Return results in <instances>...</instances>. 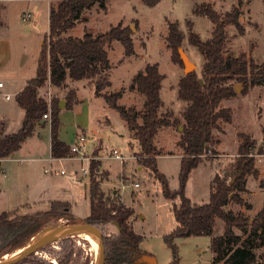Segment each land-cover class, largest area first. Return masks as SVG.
Wrapping results in <instances>:
<instances>
[{"label": "rangeland", "instance_id": "374dc122", "mask_svg": "<svg viewBox=\"0 0 264 264\" xmlns=\"http://www.w3.org/2000/svg\"><path fill=\"white\" fill-rule=\"evenodd\" d=\"M143 1L105 0V7L97 2L91 10L83 14L77 27L71 32L82 35L87 30L100 34L117 26L129 30L136 53L132 57H125L123 46L119 42L113 44V51L110 54L112 61L110 80L113 86L104 91L110 94L123 89L125 92L121 100H126L127 106L131 105L136 110H142L144 97L137 91H130L131 84L135 75L143 71L147 64L158 63L160 73L165 76L161 90L164 103L162 118L166 113H170L172 115L170 121L184 122L182 113L186 103L178 99V86L185 73L182 66L173 62L172 50L167 46L168 23H179L180 30L186 35L181 48L196 65L194 72L203 82L202 69L205 59L196 47L189 44L187 38L188 21L193 22V31L202 41L212 38L214 24L211 20L193 14L195 7L203 3L212 5L222 19L234 9H239L241 12L240 23L244 28L243 33L238 32L233 25L226 24L225 27L226 58L238 57L244 53L256 64L264 62V0H160L154 7L146 6ZM59 2L58 0H9L5 3L7 8L10 4L16 7L10 12L8 20L15 25L14 31L19 34L16 40L12 41L15 50L11 54L9 64L15 58L16 47L19 44L23 45L19 40L27 47L26 44L32 39L33 31L37 29L32 26V22L37 24L40 32L47 34L48 3L54 6ZM24 13L31 14L27 22L23 21ZM4 16H7L6 12L0 14V17ZM0 82H3V85L8 83L3 75H0ZM77 83L80 86V81ZM234 84L241 85L239 88L243 87V89L234 98L224 100L220 106L230 109L232 122L230 124L220 122L219 128L213 131L219 145L214 147V152H208L204 156L203 163L192 171L185 195L193 204L208 203L214 178L229 162L236 161L240 156V147L246 144L248 152L242 154L241 159H253L259 177L256 179L252 175L246 176V191L240 193L246 205L231 203L227 208L253 219L264 208V86L249 87L245 86L244 82ZM74 86V82L69 80L68 88ZM112 88L118 90L112 91ZM67 92L63 89L55 90L48 84L41 90V96L48 102L53 95L66 100ZM10 98L11 101H8L0 96V117L8 107L15 106V99L12 96ZM67 111L64 120L60 117V137L71 145L77 135L86 131L88 134L86 156L89 160L72 156L58 162L44 161L51 155L49 151L51 124L48 120L45 127L38 130L43 140L38 155H16L14 159L0 161V213L19 209L22 214H31L47 210L52 201H61L71 204V212L76 221L79 223L85 221L91 212L90 165L96 160L101 163L96 173V180L101 182V190L106 198L119 195L122 202L134 211L130 223L135 233L143 237L140 249L156 258L157 264H171L173 250L166 243L165 237L177 227L173 206L180 204V198L167 199L161 184L152 172L145 168L140 169L137 157L140 147L129 131L127 123L117 111L107 106L102 107L100 103H93L90 118L92 124L89 129L82 125V119H78L72 113V109ZM18 130V126L8 129L9 133ZM93 130L96 133H92ZM182 131V125L173 126L170 130L163 127L154 141L155 146L161 151V155L157 158L158 169L166 176L172 191H178L180 188L182 158L179 154L182 152L177 142ZM100 144V152L95 151ZM114 150L122 154L123 161L113 157ZM83 169L87 172L84 173ZM45 170L49 172L45 173ZM61 171H65L66 174H59ZM65 224H67L66 220H59L52 222L50 226ZM224 231V222L217 219L214 236H221ZM235 232L243 239L248 237L243 231L235 230ZM103 233L105 237L116 236L118 229L110 224L103 229ZM34 238L19 250L27 249ZM68 238L72 250L69 264L98 263L99 245L94 246L81 235ZM62 239L49 240L36 255L48 262L58 264V258L63 252ZM174 244L178 249L179 264H213L216 255L210 249L211 237L178 238ZM253 246L258 261H261L264 251L263 241L255 240ZM16 253L3 258L14 257Z\"/></svg>", "mask_w": 264, "mask_h": 264}, {"label": "trees", "instance_id": "16d2710c", "mask_svg": "<svg viewBox=\"0 0 264 264\" xmlns=\"http://www.w3.org/2000/svg\"><path fill=\"white\" fill-rule=\"evenodd\" d=\"M99 2L105 7V0H61L51 6L49 11V31L38 58L36 76L27 82L24 90L16 96L18 106L25 111V117L20 130L16 133L0 134V160L16 153L22 144L33 136L39 125H44V115L50 113L51 124V155L54 159L72 157L71 145L60 139L61 98L53 95L50 102L41 96V90L48 84L55 89L67 90L66 109H73L80 104L77 90L68 88V81H91L95 84L96 95L117 111L127 123L128 129L135 137L140 147L137 154L138 163L142 168L152 172L161 184L163 194L167 199L180 198V204L173 206L177 227L165 237L173 250V262L179 264V254L175 240L191 236L211 237V251L216 255L213 264H264L258 261L254 241L264 243V208L253 219L242 213H235L227 207L231 204L246 205L240 193L246 191V176L259 177V171L254 166V160L241 159L248 152L246 144L240 147V156L235 162H229L213 180L210 200L202 205L193 204L185 195L190 174L204 161L208 152H214L219 145L213 131L219 128L220 122L231 123L229 108H221L224 100L236 96L235 82H244L245 86H264V62L256 64L242 53L238 57H225L227 44L226 24L236 27L243 33L240 23L239 9L226 14L222 19L212 5L203 3L193 10L196 16H204L214 24L212 38L202 41L193 31L194 24L188 21V42L196 47L205 59L202 69V79L196 72L185 75L179 81L178 99L186 103L182 113L183 123L170 121L172 116L166 113L162 118L164 103L161 98L162 83L165 76L160 73L159 64H147L143 71L138 72L131 84L130 91H137L144 97L142 110L134 107L126 108L120 104L124 96L121 89L113 93L104 91L111 87V63L108 48L119 42L124 48L125 57L135 55L134 41L127 28L117 26L100 34L87 30L82 36L74 37L68 33L75 29L87 10H91ZM146 6L154 7L160 0H144ZM186 35L180 30L178 22L168 23L167 46L172 50V60L184 68L179 55ZM69 89V90H68ZM182 125L178 147L182 160L180 169V188L172 191L168 180L157 165V157L161 151L154 141L163 127L169 128ZM216 154V153H215ZM100 162L93 160L90 165V216L81 223H88L103 229L113 224L118 229V235L105 237V264H146L139 262L143 255H150L140 249L143 237L136 234L130 219L134 211L127 207L119 195L107 197L101 190V182L96 180ZM235 180L233 183L232 181ZM250 209L249 206H247ZM224 222L225 231L221 236H214L216 220ZM66 220L67 224L79 223L71 212L68 202L52 201L49 208L35 213L22 214L19 209L0 213V260L6 255H12L32 240L52 222ZM240 230L248 234L246 239L236 234ZM63 252L58 258V264H69L72 250L70 238H63ZM23 264H53L33 255Z\"/></svg>", "mask_w": 264, "mask_h": 264}, {"label": "crops", "instance_id": "0c3cea01", "mask_svg": "<svg viewBox=\"0 0 264 264\" xmlns=\"http://www.w3.org/2000/svg\"><path fill=\"white\" fill-rule=\"evenodd\" d=\"M8 1L9 0H0V14L5 13V12L7 14V16L0 17V75H3V77L6 78L8 81L7 85L4 83L0 91L2 92L3 95H10V97L12 96L15 99V106L8 107L7 111H5V113L0 117V134L1 135L12 134V133H9L8 131L10 127L18 126L19 130L22 127L24 117H25V111L18 106L16 102V96L24 90V88L27 85V82L36 76L37 69H38L39 54L41 51V47L44 43V38L46 36L44 35L43 32H40L38 30L37 24L35 22H32V26L37 28L36 30L33 31L32 39L26 44L27 47L24 45L23 41L19 40L23 45L19 44L16 47L17 50L14 53L15 58L9 64L10 59L12 58L11 54L15 50L13 48L12 41L16 40L17 35L19 34L16 31H14L15 25L8 20V16L10 12L16 9L14 4H10L9 7L7 8L5 6V3H7ZM58 1H61V0H58ZM51 6L53 5L48 3L49 11H50ZM48 21H49V12H48ZM48 31H49V27H48ZM73 31L74 29L70 31L69 35L74 36V37H79L83 35V34L82 35L72 34L71 32ZM113 44L108 48L109 59H110V54L113 51ZM110 63L112 66L111 59H110ZM111 70H112V67H111ZM111 70L109 72L110 75H111ZM2 83L3 82H0V84ZM91 83L88 80L80 81V86L77 82L74 83L75 85L74 88L77 90V95H78L80 104L75 106L72 109L73 110L72 113L76 117H78V119H82L81 123L87 129H89L92 124L90 121V118L92 115L93 103L94 104L100 103L102 107L103 106L109 107L102 98L97 97L95 84L93 82ZM55 90H61V89H55ZM116 90L118 89L112 88V91H116ZM8 101H11V98ZM125 101L126 100L124 99L120 100V104L124 103L121 105L125 106L126 108L133 107L131 105L127 106ZM67 113L68 111L65 108L64 110H62L60 117L64 120ZM47 121L48 120L44 121V125L37 126L33 136L27 139L16 153H14L12 156L8 158L1 159L0 161L14 159L16 155H25V154L26 155H29V154L38 155L39 154L38 151L39 149L42 148V144H43V140L39 136L38 130L44 128ZM99 122L101 123L102 120H100ZM170 129L171 127H169V130ZM81 133H83L86 137H88V134L86 131H83ZM92 133H96V132L93 130ZM60 139L64 143H66L64 139H62L61 137ZM49 146H50L49 151L51 154V135H50ZM100 147H101V144L95 148V151L99 150L100 152ZM179 156L180 158H182L181 154H179ZM35 160L41 161L43 159H35ZM60 160H63V159H54L52 155H50V158L45 159L44 161H49L50 163H52V162H58ZM140 169H142V167Z\"/></svg>", "mask_w": 264, "mask_h": 264}, {"label": "water", "instance_id": "95a60500", "mask_svg": "<svg viewBox=\"0 0 264 264\" xmlns=\"http://www.w3.org/2000/svg\"><path fill=\"white\" fill-rule=\"evenodd\" d=\"M179 55L184 65L185 75L193 73L196 69V65L190 60L183 48H179ZM241 85H235L236 93H240L242 88H239ZM67 101H60V109L64 110L66 108ZM182 130V127H181ZM235 180L232 181V183ZM81 233H91L98 238L99 245V260L97 264H105V254L106 248L103 239V233L100 228L90 225L88 223H74V224H65L57 226H48L43 229L37 237L34 238L32 243L28 248L21 254L14 257L6 258L0 260V264H23L28 261L33 255H36L39 250L51 239L54 238H66L69 236L80 235ZM139 262L146 264H157L156 258L151 255H143L140 257Z\"/></svg>", "mask_w": 264, "mask_h": 264}, {"label": "built area", "instance_id": "2783aa9c", "mask_svg": "<svg viewBox=\"0 0 264 264\" xmlns=\"http://www.w3.org/2000/svg\"><path fill=\"white\" fill-rule=\"evenodd\" d=\"M31 18V14H24L23 15V21L27 22ZM3 87V84H0V89ZM0 96H3L6 100H10V95H3L2 92L0 91ZM51 115L50 113L44 115V120H50ZM86 149H87V137L84 134H79L74 142L71 144V152L72 156H79L81 160L89 158L86 156ZM113 157L117 160L123 161L124 157L118 150H114L113 152ZM112 157V156H111ZM48 170H45V173H48ZM83 172L86 173L87 171L83 169ZM61 175H65V171L59 172ZM138 186V184H136Z\"/></svg>", "mask_w": 264, "mask_h": 264}, {"label": "bare ground", "instance_id": "6f19581e", "mask_svg": "<svg viewBox=\"0 0 264 264\" xmlns=\"http://www.w3.org/2000/svg\"><path fill=\"white\" fill-rule=\"evenodd\" d=\"M81 236H84L87 240H89L90 242L93 243L94 246H98V238L91 233H81ZM26 249L22 250V251H17V253L15 255H19L21 253H23Z\"/></svg>", "mask_w": 264, "mask_h": 264}]
</instances>
